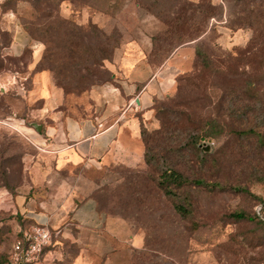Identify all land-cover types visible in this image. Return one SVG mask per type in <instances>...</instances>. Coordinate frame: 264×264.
<instances>
[{"label":"rangeland","instance_id":"1","mask_svg":"<svg viewBox=\"0 0 264 264\" xmlns=\"http://www.w3.org/2000/svg\"><path fill=\"white\" fill-rule=\"evenodd\" d=\"M3 10L13 14L14 29L28 43L21 56L6 63L0 57V70L7 66L14 75L0 86L5 259L20 230L33 224L15 212L5 190L32 189L35 166H45L38 156L45 125L55 113L89 115L93 90L118 86L139 52L162 72L153 90L152 118L142 123L150 134L162 121L171 126L156 144L167 162L153 153L147 163L141 136L140 159L88 172L98 210L129 233L124 244L114 243L109 264H264V0H8ZM177 14L184 22L168 34ZM197 30L210 68L198 59L196 44L185 43ZM72 51L76 61L69 58ZM110 51L111 59L104 60ZM55 92L63 94L60 100ZM159 109L171 113L161 121ZM174 111L189 117L176 120ZM15 115L26 119L30 134L8 121ZM33 124L43 125L41 133ZM192 134L195 146L189 143ZM167 163L207 186L177 189L176 200L166 197L158 181ZM178 204L189 216L176 211ZM134 236L143 240L139 249ZM58 241L64 256L78 253L71 240Z\"/></svg>","mask_w":264,"mask_h":264},{"label":"crops","instance_id":"2","mask_svg":"<svg viewBox=\"0 0 264 264\" xmlns=\"http://www.w3.org/2000/svg\"><path fill=\"white\" fill-rule=\"evenodd\" d=\"M4 2L0 0V57L6 63L7 58L21 56L28 43L14 29L13 14L3 10ZM139 54L133 55L128 74L118 86L105 85L93 90L95 105L89 115L53 114L52 124L45 125L44 145L38 146V156L45 166L34 168L30 184L33 194L32 189L16 194L5 190L9 196L6 200L12 201L17 214L33 224L46 225L55 233L54 243L42 255L40 264H109L114 243L126 242L127 228L98 210L93 197L96 183L89 173L140 159L141 123L143 120L147 125L152 118L153 90L162 72L157 74ZM13 79L7 66L0 70V86ZM62 95L55 92L59 100ZM47 105L53 106L52 101H47ZM8 121L22 133L30 134L24 117L15 115ZM58 239L71 240L78 253L64 256ZM131 242L138 249L143 244L139 236Z\"/></svg>","mask_w":264,"mask_h":264},{"label":"trees","instance_id":"3","mask_svg":"<svg viewBox=\"0 0 264 264\" xmlns=\"http://www.w3.org/2000/svg\"><path fill=\"white\" fill-rule=\"evenodd\" d=\"M7 1L8 0H5V2L3 4V8L6 6ZM200 8L201 7L199 4V6L196 9L198 10ZM192 10H193V8H192ZM175 16H176L175 18H176L177 23L175 26L174 25L171 27L169 26V32L167 31L168 34L176 33L178 31L180 23L183 24V22H184V19H180L178 14ZM197 33L198 34L195 38H193L189 42H185V43L191 44L192 42H194V44H196L195 51H196V55L198 56V59L201 61L202 65L204 67L210 68L211 67L210 57L203 50L204 48L202 45V40L204 38H202L201 34H203V33L200 30H197ZM187 44H185V45H187ZM110 52L111 53L107 54L106 57H104V60H110L111 59L112 51H110ZM69 58H70V60L74 59L73 61H76L77 59H79L77 53H74L73 51L70 53ZM58 85L61 86L64 89V91L67 93H69L71 91L70 88H68L66 85L62 84L61 82L58 83ZM75 90H77L78 92L79 91H81V92L85 91V89H81L78 87L75 88ZM158 112H159V117H161V119H160L161 121H162V118H164L168 113H171L167 109H159ZM174 113H175V115H173V117L176 120H179L180 116H182V115L184 117H189L188 115H186L187 114L186 112L178 113V111H174ZM176 115H178V116H176ZM175 127L178 128V123L176 124ZM170 129H171V126L169 125V123L168 122L164 123L162 121L161 129L150 134L149 131L144 126V124L141 123V136H142V139H143L145 146H146V162L147 163H150V157H152L153 153H154L153 154L154 158H157L158 156H160V153L164 155L163 151H160L159 153L157 152L158 149H157L156 144L159 143V141L163 138L164 135L168 134ZM180 133H185V131L183 129H181ZM190 136L191 137L189 139V143L191 145L195 146L198 141H197L194 134H192ZM173 148L174 147H172V149ZM165 158H166V156L164 155L163 159H165ZM166 159H165V161L167 162ZM206 186H207V184L204 181L199 180V179L187 178L180 171L174 169L170 164H168L167 166L162 168L161 175H160V178L158 181V187L160 188V190L163 191L165 196L168 198L174 199V200L178 199V194L176 193L177 189H182L185 187H206ZM14 192H11V193L14 194ZM175 209L183 217H187L191 213L190 210L186 206L181 205V204L176 205ZM234 217H236L238 219H245L246 218V216L244 214H235ZM0 264H9V257L7 259H5V257L2 254H0Z\"/></svg>","mask_w":264,"mask_h":264},{"label":"built area","instance_id":"4","mask_svg":"<svg viewBox=\"0 0 264 264\" xmlns=\"http://www.w3.org/2000/svg\"><path fill=\"white\" fill-rule=\"evenodd\" d=\"M55 233L46 225L33 224L19 232L9 255V264H40L54 243Z\"/></svg>","mask_w":264,"mask_h":264},{"label":"water","instance_id":"5","mask_svg":"<svg viewBox=\"0 0 264 264\" xmlns=\"http://www.w3.org/2000/svg\"><path fill=\"white\" fill-rule=\"evenodd\" d=\"M34 128L36 129V131L38 133H41L42 129H43V126L42 125H39V124H33Z\"/></svg>","mask_w":264,"mask_h":264}]
</instances>
